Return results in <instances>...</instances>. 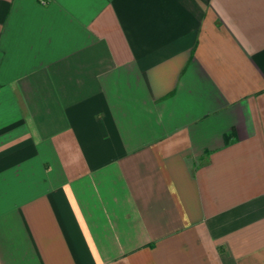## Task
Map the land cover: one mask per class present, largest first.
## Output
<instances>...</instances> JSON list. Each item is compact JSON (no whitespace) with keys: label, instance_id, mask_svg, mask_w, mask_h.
<instances>
[{"label":"crops","instance_id":"crops-1","mask_svg":"<svg viewBox=\"0 0 264 264\" xmlns=\"http://www.w3.org/2000/svg\"><path fill=\"white\" fill-rule=\"evenodd\" d=\"M0 264H264V0H0Z\"/></svg>","mask_w":264,"mask_h":264}]
</instances>
